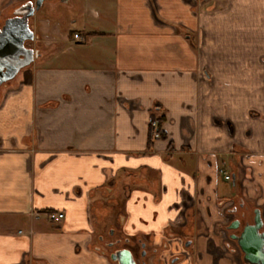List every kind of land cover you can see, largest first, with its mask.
Instances as JSON below:
<instances>
[{"label": "crops", "instance_id": "crops-1", "mask_svg": "<svg viewBox=\"0 0 264 264\" xmlns=\"http://www.w3.org/2000/svg\"><path fill=\"white\" fill-rule=\"evenodd\" d=\"M29 1L0 0V27ZM84 1L67 37L29 20L38 56L0 88V264H112L95 239L119 193L160 260L233 264L219 201L264 223V0Z\"/></svg>", "mask_w": 264, "mask_h": 264}, {"label": "flooded vegetation", "instance_id": "flooded-vegetation-1", "mask_svg": "<svg viewBox=\"0 0 264 264\" xmlns=\"http://www.w3.org/2000/svg\"><path fill=\"white\" fill-rule=\"evenodd\" d=\"M218 207L222 209L221 214L225 217L224 223L219 225L222 250L230 255L233 264H264V223L261 210L256 203L242 199H228L219 201ZM256 212L259 213L260 225L255 222ZM113 233L111 232L110 235ZM134 240L136 244L131 243L125 236L115 240L102 236L98 238L104 250L102 252H106L112 264H125L126 254H130L133 264H151V259L155 261L153 264H170L172 261L181 260L180 256L175 255L172 261L166 263L160 260L158 254L156 255L155 249L152 251L149 249L145 240L135 238ZM191 244V240H186L182 249H188ZM183 256L187 260L190 259V255L186 252H183Z\"/></svg>", "mask_w": 264, "mask_h": 264}, {"label": "water", "instance_id": "water-1", "mask_svg": "<svg viewBox=\"0 0 264 264\" xmlns=\"http://www.w3.org/2000/svg\"><path fill=\"white\" fill-rule=\"evenodd\" d=\"M47 1L52 0H35L22 4L13 11V16L4 20L0 27V87L13 81L37 58V51L25 45L35 39L29 20ZM58 1L63 4L68 2V0ZM255 215V222L260 225L259 213L256 212ZM126 263L133 264L130 254L125 255Z\"/></svg>", "mask_w": 264, "mask_h": 264}, {"label": "rangeland", "instance_id": "rangeland-1", "mask_svg": "<svg viewBox=\"0 0 264 264\" xmlns=\"http://www.w3.org/2000/svg\"><path fill=\"white\" fill-rule=\"evenodd\" d=\"M45 7L46 6H44L37 13H35L36 20L46 17L49 22L51 23L54 22L57 24L59 31L63 35H65V37H67V35L71 31L82 30L81 24L87 16V9L84 0H69L66 4L57 3L56 11H53L49 14L46 10L47 8ZM9 15L10 13L7 14V17H9ZM25 45L32 49L35 48L34 46L35 44H33V42H27ZM58 47L59 46H55L54 48L43 49V50H46L48 52V53L45 52V55L46 53L49 55L55 52L58 49ZM38 52L39 51L37 50V54ZM29 67H27L26 69L24 68L25 70L23 69L18 75H20L23 71L30 69ZM10 83L11 82H8L7 85H9ZM2 87L3 86H1L0 88ZM109 200H116V202H118V205L117 206L114 205L113 208L111 209V215L107 219L105 224L106 227L101 228L97 231L95 240L97 241V238H99V236H102L109 240L111 239L115 240L121 238V236L122 237L125 236L130 240L131 243L136 244L134 238L131 237V234H125V224L122 221L123 218H125V212L121 208V205H123L125 201L122 197V193L121 194L119 193L117 196L116 195L110 196L108 199H106L105 200L106 206H109V204H111L109 203ZM111 232L112 233L114 232L113 235H110ZM133 247L136 249V245H134Z\"/></svg>", "mask_w": 264, "mask_h": 264}, {"label": "built area", "instance_id": "built-area-1", "mask_svg": "<svg viewBox=\"0 0 264 264\" xmlns=\"http://www.w3.org/2000/svg\"><path fill=\"white\" fill-rule=\"evenodd\" d=\"M73 38L79 39V36L75 34V35H73ZM150 127L153 129V132H152L153 139L159 138V132L157 131V123L151 122ZM218 172H219V174H221L223 176L224 180H226V181L230 180V176L228 173H226L223 170H219ZM48 218L51 221H59L63 218V215L61 213H49Z\"/></svg>", "mask_w": 264, "mask_h": 264}, {"label": "trees", "instance_id": "trees-1", "mask_svg": "<svg viewBox=\"0 0 264 264\" xmlns=\"http://www.w3.org/2000/svg\"><path fill=\"white\" fill-rule=\"evenodd\" d=\"M157 131L159 132V128L157 127ZM152 132H153V129L150 127V130H149V139L152 140L153 139V136H152ZM160 132H159V138H160Z\"/></svg>", "mask_w": 264, "mask_h": 264}]
</instances>
